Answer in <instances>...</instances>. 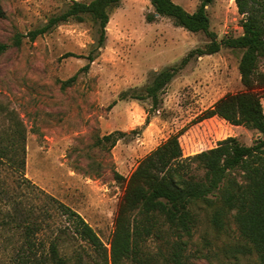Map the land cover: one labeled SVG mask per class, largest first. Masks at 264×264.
<instances>
[{"label": "rangeland", "instance_id": "rangeland-1", "mask_svg": "<svg viewBox=\"0 0 264 264\" xmlns=\"http://www.w3.org/2000/svg\"><path fill=\"white\" fill-rule=\"evenodd\" d=\"M174 1L190 12L202 2ZM68 4L0 0V41L10 45L0 56V143L8 142V128L15 122L26 131L24 174L0 161V218L9 221L0 229V264H52L47 257L53 242L60 244L70 264L76 263L77 254L83 255L84 264H102V257L85 242L69 239L60 203L79 212L110 248L125 191L117 173L129 177L141 159L183 129L185 156L229 136L247 145L259 137L256 130L219 117L195 122L218 99L244 89L239 50L224 47L192 58L161 92L158 108L150 98H131L156 72L180 63L209 41L205 33L176 26L168 17L149 22L147 16L154 12L150 0L121 1L112 11L106 43L93 52L92 62L86 57L99 36L92 20L63 22L35 40L24 38L21 46L13 43L16 33L26 35L45 25ZM207 9L219 40L242 34L235 0H214ZM87 64L89 69L82 70ZM77 73L76 81L63 87ZM116 130L125 136L115 146L99 144ZM31 222L40 229L27 236L25 225ZM236 231L232 223L228 234H219L203 219L188 239L186 258L190 264H259L256 256L237 251ZM161 241L150 239L146 247L159 252Z\"/></svg>", "mask_w": 264, "mask_h": 264}, {"label": "trees", "instance_id": "trees-1", "mask_svg": "<svg viewBox=\"0 0 264 264\" xmlns=\"http://www.w3.org/2000/svg\"><path fill=\"white\" fill-rule=\"evenodd\" d=\"M122 0H69L68 7L52 16L45 25L28 34L16 33L13 43L21 46L24 38L35 40L57 25L77 20H92L98 27L95 48L86 58L95 60V50L107 40V26L112 11ZM214 0H202L194 12L186 10L174 0H150L154 12L147 16L152 22L168 17L176 26L191 32H203L209 38L203 47L191 50L178 64L156 72L151 83L134 91L131 98L151 99L152 106L161 104L160 94L192 58L214 54L222 48L242 52L239 71L244 89L228 93L204 110L195 122L219 117L235 126L254 129L259 137L247 145L235 136L217 142L216 146L185 156L179 133L170 135L138 163L129 177L117 173L125 183V191L115 221L110 248L90 223L70 206L60 203L67 217V236L82 240L102 257V264H190L184 253L188 239L206 219L219 234L229 233L236 226L240 239L237 251L244 256H256L264 264V0H235L241 18L242 34L226 35L218 39L211 30L207 7ZM1 12V11H0ZM159 14V15H157ZM10 45L0 41V56ZM90 64L82 70L89 69ZM78 73L63 82L71 85ZM121 97L127 98L126 92ZM149 123V119H147ZM6 144L0 143V161L24 174L26 164V131L21 122L9 127ZM125 132L116 130L99 139V144L116 143ZM3 190H0V199ZM53 198V197H52ZM11 216V213L8 215ZM0 218V229L8 224ZM27 236L40 229L38 223L25 225ZM150 239L162 240L159 252L147 249ZM146 247V248H145ZM75 264H84L82 254L75 256ZM52 264H70L60 244L53 242L47 257Z\"/></svg>", "mask_w": 264, "mask_h": 264}, {"label": "crops", "instance_id": "crops-1", "mask_svg": "<svg viewBox=\"0 0 264 264\" xmlns=\"http://www.w3.org/2000/svg\"><path fill=\"white\" fill-rule=\"evenodd\" d=\"M217 117V116H216ZM213 118H215V117H213Z\"/></svg>", "mask_w": 264, "mask_h": 264}, {"label": "water", "instance_id": "water-1", "mask_svg": "<svg viewBox=\"0 0 264 264\" xmlns=\"http://www.w3.org/2000/svg\"><path fill=\"white\" fill-rule=\"evenodd\" d=\"M157 15H159V14H157Z\"/></svg>", "mask_w": 264, "mask_h": 264}]
</instances>
